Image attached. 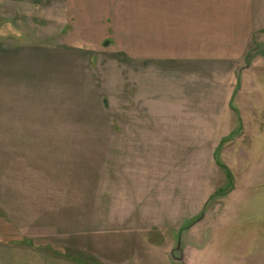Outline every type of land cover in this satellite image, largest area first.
I'll list each match as a JSON object with an SVG mask.
<instances>
[{
    "label": "rangeland",
    "instance_id": "obj_1",
    "mask_svg": "<svg viewBox=\"0 0 264 264\" xmlns=\"http://www.w3.org/2000/svg\"><path fill=\"white\" fill-rule=\"evenodd\" d=\"M65 1L5 4L0 47L9 45L6 56L14 60L26 57V82L39 92L32 91L27 107L45 130L29 132V140L50 145L48 157L58 152L67 159L77 151L67 166L75 175L99 178L88 200L94 225L80 224L73 250L87 264H264V21L244 60L217 77H192L182 87L183 101L175 98V82L170 97L162 91L136 99L142 85L123 66L127 59L108 49L106 36L73 32L76 21L68 18ZM76 43L97 50L78 51ZM22 98L16 94V110L29 100ZM182 102L186 113L178 115ZM5 125L0 117V140L6 142ZM26 133L16 131L15 139ZM119 140L159 145L145 159L122 155L140 149H120ZM168 140L189 147H166ZM70 144L78 147H61ZM92 158L98 166L87 170ZM102 164L104 177L97 174ZM78 197L75 207L85 209L87 197ZM102 204L109 207L105 221ZM79 213L86 220L87 213ZM62 237L67 249L71 238Z\"/></svg>",
    "mask_w": 264,
    "mask_h": 264
},
{
    "label": "crops",
    "instance_id": "obj_2",
    "mask_svg": "<svg viewBox=\"0 0 264 264\" xmlns=\"http://www.w3.org/2000/svg\"><path fill=\"white\" fill-rule=\"evenodd\" d=\"M9 2L13 0H0V10ZM65 3L68 18L76 21L73 32L87 29V35L106 36L105 40L112 41L108 49L117 50L127 59L128 64L123 66L132 69L136 83L142 85L136 99L162 91L170 97L169 85L175 82L178 85L175 98L183 101L186 97L182 87L192 77L213 72L215 77L244 60L264 21V0H66ZM80 21H85L82 26ZM76 44L73 48L78 51L97 50L93 44ZM10 48L9 45L0 47V57L4 55L0 58V117L6 118L8 134L6 142L0 140V264H87L73 246L78 243L80 224L94 225L89 214L95 208L88 200L96 193L99 178L91 174L83 178V174L75 175L74 167L67 166L74 161L71 157L77 151H70L67 159L55 156L58 152L48 157L50 145L29 140V132L39 131L42 125L45 130L44 124L32 122V113L27 107L32 91L33 94L38 91L30 90L31 82H26L25 68L29 67L25 65L26 57L14 60L6 56ZM37 80V86L41 87V78ZM16 94L23 97V102L29 99L17 110ZM180 109L178 115L186 113L183 102ZM16 115L25 116L17 118ZM18 130L27 133L16 140L14 133ZM118 144L120 149H140L122 155L139 154L148 159L155 155L153 149L159 142L119 140ZM54 146L59 149V145ZM61 147L77 148L78 145ZM166 147L189 145L168 140ZM106 157L107 160L109 157ZM90 160L87 170L88 166H98L93 158ZM105 169L102 164L97 174L103 173L104 177ZM114 170L124 171L120 167ZM101 192L105 196V191ZM84 195L87 203L82 204L85 209L79 210L74 201L79 204L78 196ZM79 212L87 213L86 220L81 219ZM108 212L109 207L102 204L104 221L108 219ZM64 228L68 231H63ZM63 235L71 238L67 249L60 245Z\"/></svg>",
    "mask_w": 264,
    "mask_h": 264
}]
</instances>
